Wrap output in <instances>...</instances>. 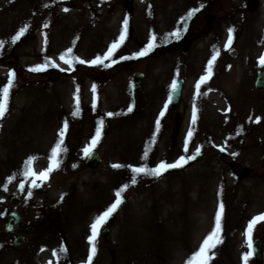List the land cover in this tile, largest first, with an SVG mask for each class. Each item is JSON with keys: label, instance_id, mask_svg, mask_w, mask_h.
Instances as JSON below:
<instances>
[{"label": "rangeland", "instance_id": "obj_1", "mask_svg": "<svg viewBox=\"0 0 264 264\" xmlns=\"http://www.w3.org/2000/svg\"><path fill=\"white\" fill-rule=\"evenodd\" d=\"M131 1L129 16L123 0H0V89L15 73L0 120V264H89L91 225L122 189L125 201L101 227L91 264H189L214 230L221 203L223 243L209 264L255 263L252 254L247 262L244 256L248 226L264 215V89L254 86L264 57V0L253 11H246L247 0ZM206 12L213 22L204 21ZM122 34L111 59L91 63ZM153 36L155 46L139 56ZM213 56L212 75L198 95ZM41 65L44 71L29 70ZM137 71L149 103L139 112L130 93ZM178 76L185 80L182 98L171 106L169 89ZM65 122L60 167L48 180H35L36 194L25 173L49 168ZM98 129L93 150L101 162L89 169L84 149ZM197 148L203 156L191 166L159 177L132 171L187 159ZM21 185L25 194L11 204ZM12 208L23 219L20 247L4 227ZM105 226L110 241L103 243ZM263 230L258 222L252 240L263 241L264 262Z\"/></svg>", "mask_w": 264, "mask_h": 264}, {"label": "snow or ice", "instance_id": "obj_2", "mask_svg": "<svg viewBox=\"0 0 264 264\" xmlns=\"http://www.w3.org/2000/svg\"><path fill=\"white\" fill-rule=\"evenodd\" d=\"M67 10V9H66ZM191 15V13L189 14ZM25 29H21L20 33L18 36L15 37V40H19L23 35H24ZM124 32H127V21L124 22ZM173 35H179V33H173ZM125 39V35L122 34L119 37V42L117 43H113L111 45V47L109 48V51L105 54L104 57H97L96 60L92 61V64H97V63H103L104 60L107 59H111V57L113 56L115 50L120 46L121 43H123ZM15 40L13 42H15ZM155 40L156 37L153 36L152 37V41L153 43H149L147 48L144 51H141L138 55L139 56H145L147 55V53L149 51H151V49L155 46ZM232 41H233V37H232V30H229V39L227 42V47L230 48L232 45ZM3 45L0 44V47H2ZM71 49L68 50V53H66L65 55H69L71 54ZM61 59L64 60V62L66 64H69L70 62L65 59V56H61ZM125 59H128V57H125ZM216 60V56H213L212 59L209 61L208 63V68H207V75L201 77L200 81L197 83L196 85V90H197V94L200 95V87L202 84H204L207 80L210 79L211 75H212V66L213 63ZM78 62L80 64H84L86 63L83 60H78ZM261 64H264V57L261 58L260 61ZM47 67V65H41L38 67H34L29 69L30 71L33 72H40V71H44L45 68ZM15 77V73H10V79L8 80V83L6 86H4L2 89H0V120H3L6 116V113L8 112V103H9V95H10V89L13 87V80ZM178 88L177 83L174 81L172 84V90L173 92H175ZM93 91H95V87L93 88ZM169 102H171V97H169ZM77 111H79V99L77 98ZM129 111H131V108L129 109ZM167 111V105H165L164 111H162L160 113V116L163 117L164 113ZM111 115V114H109ZM196 113H195V108L193 111V117H192V124L195 125L196 123ZM257 122H259V120H257ZM100 126L101 128L103 127V121H100ZM160 129V121L157 120L156 122V130L157 132ZM67 131V122H65L64 124V129L60 132L59 136V142L55 145V147L53 148L52 152H51V156H50V166L47 170H45L42 173H35V172H31V173H25V175H31L34 179H33V187H38L39 185L35 183V180H43L46 181L48 180L49 176L51 175V173L57 169H59L60 167V153L63 151L62 149V145L64 142V134ZM192 137V131L190 130L188 132V139L190 140ZM101 138V131L100 129L97 130L95 138L92 140L91 142V146L89 148L84 149L85 155H91L92 154V150L95 148V146L99 143ZM223 150V149H221ZM185 151H188L187 146L185 147ZM200 154V150L199 148L196 149V153L194 155L189 156L187 159H185V157H181L177 162L175 163H165V162H161L157 167L152 168V169H147L145 167H136L133 168L132 171L136 174H144V175H154V176H161L163 175L165 172H167L169 169H176V168H182L185 164L188 163L189 160H195L196 156H198ZM28 164L31 165L32 164V160L28 161ZM114 168H120L122 167L121 165H113ZM132 183L135 184L136 183V179L135 177L132 180ZM23 185H21V188L23 189ZM127 187V186H125ZM122 192L123 189L121 191H117L116 192V200L115 202L105 211L103 212L102 215H100L95 222L91 225V230H92V235L89 238V243L92 245L91 248V255L89 256V264H91V260L92 257L96 254V246H95V242H96V237L99 234V231L101 229V227L107 222L108 218L112 216V214L118 209V207L123 203V200L121 199L122 196ZM224 212V206L221 203L219 206V210L218 213L215 217V228L214 230L211 232V234L203 241L201 247L199 248V250L191 257L189 264H209V261L213 258L214 255V249L216 248V246L220 243H223V240L221 238V218ZM258 222H264V215H260L255 217L249 224L248 229H247V244L248 247L251 249L253 247V240H252V232H253V228L254 226L258 223ZM63 251V250H61ZM251 255V252L248 255L244 256V260L245 262H247L249 256Z\"/></svg>", "mask_w": 264, "mask_h": 264}, {"label": "water", "instance_id": "obj_3", "mask_svg": "<svg viewBox=\"0 0 264 264\" xmlns=\"http://www.w3.org/2000/svg\"><path fill=\"white\" fill-rule=\"evenodd\" d=\"M130 1L126 0V3H129ZM257 3V0H249L247 3V7L246 9L248 10H253L254 6H256L255 4ZM205 20H214V15H212L211 13H206V15L204 16ZM261 69V71H259L257 73V78L255 79L254 85L256 87L257 90H261L264 89V64L259 63L258 65ZM144 75L142 74V72H137L132 74V84H131V97H132V105H133V110L136 112H139L140 110H142L143 108H145L149 103H148V98L145 95L146 93H144L143 88H142V81H143ZM175 82L178 85V88L175 92H173L172 87H171V92H169V97H171V102H168L169 104H173L178 105L181 101V96H182V87H183V82L184 80L182 78H177L175 79ZM202 154H199L198 156H196L195 160H190L187 165L190 166L194 163V161H199L202 158ZM88 158H86L85 160V166L87 168H92V169H96L98 168V165L100 164V157L98 155L97 152H94V150L92 151L91 155L87 156ZM236 166V163H231V167L234 168ZM263 169H264V163H263ZM242 172H239V175L242 177H245V175L248 174V171L246 168L242 169ZM20 195H22V189L20 188ZM36 193L40 194V187H37L36 189ZM123 200V203L125 201V198H121ZM19 200V198L17 196L12 195L9 198V202H12V204H16L18 203L17 201ZM123 203L118 207V209L114 212L117 213L119 211L120 208H122L121 206L123 205ZM113 213V214H114ZM4 219V227H5V231L9 234L11 233H17L18 230L20 229L21 223H22V217L18 214V212H16L14 209H11L8 214L4 215L3 217ZM113 220V216L109 217L107 222L105 223V225H110L111 222ZM108 226L104 227V230H102L101 232V237H102V241L104 242H108L110 241L109 238V228ZM264 231V230H263ZM264 235V232H263ZM22 241H23V237L21 236H15L13 238V243L14 245H16V247H20L22 245ZM262 240L261 238L255 239L253 240V247L250 249V252H252V257H253V261L255 262L254 264H263V257H262Z\"/></svg>", "mask_w": 264, "mask_h": 264}, {"label": "flooded vegetation", "instance_id": "obj_4", "mask_svg": "<svg viewBox=\"0 0 264 264\" xmlns=\"http://www.w3.org/2000/svg\"><path fill=\"white\" fill-rule=\"evenodd\" d=\"M128 1H130L129 3H126V0H123V2H124V4H125V6H126V8H125V11H127L126 13H127V15H129L130 16V14H131V12L132 11H130V9H128V6H129V4L132 2L131 0H128ZM206 13H211V12H206ZM206 13L204 14V16L206 15ZM204 16H203V18H204ZM204 21H205V19H204ZM213 22V20H207L206 22ZM197 34V33H196ZM195 33H193V35H196ZM24 194H25V192H24ZM23 220V219H22ZM21 237H23V241H24V239H25V236L23 235V234H21L20 235ZM22 241V242H23Z\"/></svg>", "mask_w": 264, "mask_h": 264}]
</instances>
